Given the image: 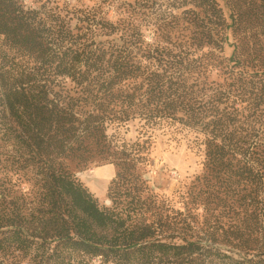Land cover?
I'll return each mask as SVG.
<instances>
[{"label":"trees","instance_id":"trees-1","mask_svg":"<svg viewBox=\"0 0 264 264\" xmlns=\"http://www.w3.org/2000/svg\"><path fill=\"white\" fill-rule=\"evenodd\" d=\"M75 2L0 0L1 144L33 173L0 149V264H264V0ZM158 134L202 153L179 207L142 177ZM93 153L106 206L67 163Z\"/></svg>","mask_w":264,"mask_h":264},{"label":"rangeland","instance_id":"rangeland-1","mask_svg":"<svg viewBox=\"0 0 264 264\" xmlns=\"http://www.w3.org/2000/svg\"><path fill=\"white\" fill-rule=\"evenodd\" d=\"M62 1V0H61ZM77 4L75 0H66ZM123 2H132V0H121ZM219 4L223 6L224 13L228 15L229 11L224 5V0H219ZM155 7H158L155 5ZM112 15L113 12L110 11ZM4 45L0 39V65L6 64L16 66L18 56L14 50L4 51ZM230 49L226 48V53H230ZM1 122V117H0ZM2 122L0 123V125ZM137 122L129 123L125 128H121V136L127 141H134L137 136ZM113 133L112 130H109ZM0 131V144L1 140L4 141V136ZM3 158L5 159L4 172L16 179L24 191L30 189L33 183L30 170L25 172L24 168L20 169V173H14L16 167L20 162H15L13 154L15 151L10 145L5 146L1 144ZM12 157L15 161L12 160ZM202 153L197 150H192L185 141L175 142V140H168V136L158 134L154 140L153 147L150 153V163L145 168L142 177L148 182V187L151 191L158 194L162 199L169 197L175 207H179L178 195L193 181V179L202 171L203 163ZM69 170L81 179L85 186L95 194L98 198L99 204L102 206L109 205V200L106 196V187L114 174V167L112 164L100 159L99 155L93 153V158L90 160L86 167L78 166L75 162L67 160ZM24 166L23 164H21ZM24 172V173H23ZM175 202V203H174Z\"/></svg>","mask_w":264,"mask_h":264}]
</instances>
